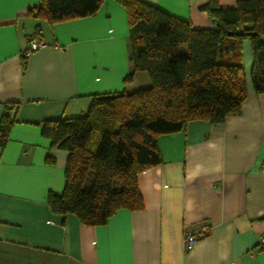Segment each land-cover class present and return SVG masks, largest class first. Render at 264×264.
Listing matches in <instances>:
<instances>
[{
	"label": "crops",
	"instance_id": "crops-1",
	"mask_svg": "<svg viewBox=\"0 0 264 264\" xmlns=\"http://www.w3.org/2000/svg\"><path fill=\"white\" fill-rule=\"evenodd\" d=\"M140 1L200 29L212 25L203 5L236 2ZM38 4L0 0V120L14 119L0 146V264H264V92L251 83L249 42L240 112L158 135L159 163L137 174L144 208L119 209L105 224L87 226L48 205V195L63 190L68 152L42 134L43 123L84 114L95 94L151 81L134 71L127 13L117 0L55 23L38 14ZM31 37L45 45L23 57ZM200 226L207 230L185 251V231Z\"/></svg>",
	"mask_w": 264,
	"mask_h": 264
},
{
	"label": "trees",
	"instance_id": "trees-1",
	"mask_svg": "<svg viewBox=\"0 0 264 264\" xmlns=\"http://www.w3.org/2000/svg\"><path fill=\"white\" fill-rule=\"evenodd\" d=\"M103 0H39L50 23L93 15ZM126 10L130 60L148 87L92 96L87 111L43 123L42 134L68 152L64 187L48 205L74 214L87 226L103 225L119 209L144 208L137 174L159 163L156 138L194 119L222 123L246 99L243 43L250 44L251 83L264 92V0H235L233 8L211 1L201 8L209 29L140 0H117ZM25 67V59L22 62ZM133 73L126 76L130 81ZM13 118L0 120V146Z\"/></svg>",
	"mask_w": 264,
	"mask_h": 264
},
{
	"label": "built area",
	"instance_id": "built-area-1",
	"mask_svg": "<svg viewBox=\"0 0 264 264\" xmlns=\"http://www.w3.org/2000/svg\"><path fill=\"white\" fill-rule=\"evenodd\" d=\"M28 45L29 46L27 50L22 53L23 57H28L32 52L43 47L45 43L43 40L37 37H31ZM206 230H207L206 226H200L198 228H192V229L186 230L184 233V238H183L184 250L185 251L191 250L196 241L197 236L205 232ZM259 246L264 247V237L259 240ZM225 264H236V263L234 261H230Z\"/></svg>",
	"mask_w": 264,
	"mask_h": 264
}]
</instances>
